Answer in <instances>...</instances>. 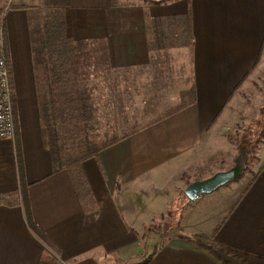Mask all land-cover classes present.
Instances as JSON below:
<instances>
[{
	"label": "crops",
	"instance_id": "obj_1",
	"mask_svg": "<svg viewBox=\"0 0 264 264\" xmlns=\"http://www.w3.org/2000/svg\"><path fill=\"white\" fill-rule=\"evenodd\" d=\"M0 35L17 125L0 139V195L26 185L50 242L24 203H1L0 264H229L228 250L264 259V137L237 195L203 194L180 220L169 214L215 154L223 167L214 171L235 160L226 132L264 69V0H0ZM52 54L90 96L103 141L118 139L83 161L79 177L54 171L44 144L39 81H54ZM134 99L150 102L131 129Z\"/></svg>",
	"mask_w": 264,
	"mask_h": 264
},
{
	"label": "trees",
	"instance_id": "obj_2",
	"mask_svg": "<svg viewBox=\"0 0 264 264\" xmlns=\"http://www.w3.org/2000/svg\"><path fill=\"white\" fill-rule=\"evenodd\" d=\"M44 38L46 40L42 36L41 39L45 41L41 40L39 44L45 48L49 45V37L45 36ZM53 56L54 54H52L50 59L52 67L49 71L51 72L50 77L54 81L47 86L42 84L41 78L39 81V108L43 125L44 144L50 151L54 171L66 169L76 175V177H79L81 175L79 172L83 161L91 157H97L102 149L113 144L118 139L100 141L98 138L91 136V132L93 133L95 131V126L92 124V119L94 118L91 110H89L90 98L89 96H85L82 90L80 91L78 83L69 82L71 76L69 73L61 71L58 66L55 67L54 62L57 61V58H53ZM9 74L11 84L10 66ZM194 101L195 97L192 96L189 103ZM14 121L15 126H17L15 113ZM136 131L137 129L133 130L130 134ZM241 147L243 148L242 145ZM245 151L249 154L248 150ZM187 182L190 183V181ZM27 199V186L22 185L20 193L0 195V204L7 203L14 205L24 203L31 226L34 230H38L47 243H50L43 232L34 224L31 207L27 203ZM148 261L149 258L143 264Z\"/></svg>",
	"mask_w": 264,
	"mask_h": 264
},
{
	"label": "rangeland",
	"instance_id": "obj_3",
	"mask_svg": "<svg viewBox=\"0 0 264 264\" xmlns=\"http://www.w3.org/2000/svg\"><path fill=\"white\" fill-rule=\"evenodd\" d=\"M56 39L58 38L54 37L52 33L51 44H53V42ZM252 87L254 90L252 92L250 91L249 93H246L245 95L246 99H244L243 106L240 109V113H239L240 117L238 119L236 126L232 127V129L226 132L229 140L236 143V148H235L236 151L234 152L235 159L239 155L240 148H242L241 145L243 146L242 148L243 150L244 149L248 150L249 154L244 150L248 154V161H247L246 167L240 177L218 188L216 192H214V194H212L211 196H205L207 197V199H212L213 197L217 198L219 196L221 197V195L227 191H231V193L237 195L242 190L243 186L249 180L252 179V177L255 174V171L257 170V164H258L257 163L258 162L257 161L258 159L257 151L264 137V69L263 71L260 72V77L257 80L254 79L252 83ZM82 92L84 93L85 96H88L86 95L87 93H85L84 90H82ZM149 102L150 101H148L147 104H144L145 102L143 101H139L137 99L132 100L131 102L132 121L130 123L131 129H134L135 127H137L139 122L143 121L146 118L143 114L145 111L144 109L145 107L148 106ZM89 106H90L89 110H91V106H92L91 99L89 100ZM104 129H105L104 126H101V127L99 125L95 126V131H93V133L91 132V136H94L98 138L100 141H102L104 138V134L106 133ZM225 155H227V158L231 156L230 150H228ZM214 158L216 161L214 160ZM214 158L212 159L210 165L206 163L207 165L204 167V170L193 175V179L191 180L192 181L198 180L204 176H205L204 178L212 176L214 173L217 172V171H214V167H217V168L223 167L221 166L222 158L221 157L219 158V154L217 155L215 154ZM234 163H235V160L233 159L231 163L227 164V169L232 167ZM218 171H221V170H218ZM210 201L211 200H209V207L213 208L214 203ZM190 203H193V201H190L182 191L181 196L178 200L177 209L173 208L172 211L169 213L170 216L173 215V218H174L175 214H177V216L179 215V220H180L181 215H183L182 213H184L182 211L185 210V207H187V205H189ZM199 205H200L199 207L205 206V204H199ZM161 226H162V228H160L161 230H168V229L171 230L170 222H164L161 224ZM151 230L152 229H150L149 232ZM196 230H199V228ZM186 232H189V231L188 229L186 230L185 228L181 233H186ZM144 235L146 236L147 232H145ZM157 241L158 240L155 239V232L150 233V237L148 241H146L143 244L144 251L148 252L147 255L154 252L156 245H157ZM228 251H226L227 255L224 256V258L227 262H229V264H264V259H259L254 256L240 253L238 251H230V252Z\"/></svg>",
	"mask_w": 264,
	"mask_h": 264
},
{
	"label": "built area",
	"instance_id": "obj_4",
	"mask_svg": "<svg viewBox=\"0 0 264 264\" xmlns=\"http://www.w3.org/2000/svg\"><path fill=\"white\" fill-rule=\"evenodd\" d=\"M15 136L8 58L4 37L0 35V139H13Z\"/></svg>",
	"mask_w": 264,
	"mask_h": 264
},
{
	"label": "water",
	"instance_id": "obj_5",
	"mask_svg": "<svg viewBox=\"0 0 264 264\" xmlns=\"http://www.w3.org/2000/svg\"><path fill=\"white\" fill-rule=\"evenodd\" d=\"M248 154L240 148L239 155L232 167L217 171L204 179L193 180L184 188L183 193L190 201H196L203 194H210L218 188L240 177L246 167Z\"/></svg>",
	"mask_w": 264,
	"mask_h": 264
}]
</instances>
